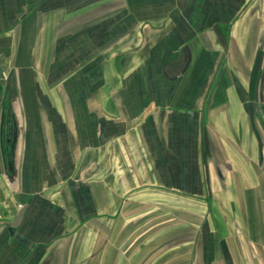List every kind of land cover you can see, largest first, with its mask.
<instances>
[{"label": "crops", "instance_id": "0c3cea01", "mask_svg": "<svg viewBox=\"0 0 264 264\" xmlns=\"http://www.w3.org/2000/svg\"><path fill=\"white\" fill-rule=\"evenodd\" d=\"M0 264H264V0H0Z\"/></svg>", "mask_w": 264, "mask_h": 264}, {"label": "water", "instance_id": "95a60500", "mask_svg": "<svg viewBox=\"0 0 264 264\" xmlns=\"http://www.w3.org/2000/svg\"><path fill=\"white\" fill-rule=\"evenodd\" d=\"M18 219H19V217H18ZM18 219H16L13 223L3 222L5 224L9 225V230H10L11 233L14 231V225L17 223Z\"/></svg>", "mask_w": 264, "mask_h": 264}, {"label": "rangeland", "instance_id": "374dc122", "mask_svg": "<svg viewBox=\"0 0 264 264\" xmlns=\"http://www.w3.org/2000/svg\"><path fill=\"white\" fill-rule=\"evenodd\" d=\"M195 210L198 212L199 210H202V206L200 204H195ZM199 213H201L199 211ZM198 226V224L196 225V227Z\"/></svg>", "mask_w": 264, "mask_h": 264}]
</instances>
